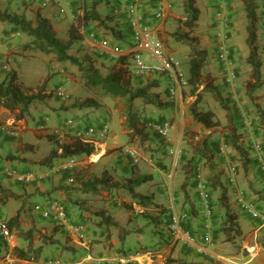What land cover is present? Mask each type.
Instances as JSON below:
<instances>
[{
    "label": "crops",
    "instance_id": "crops-1",
    "mask_svg": "<svg viewBox=\"0 0 264 264\" xmlns=\"http://www.w3.org/2000/svg\"><path fill=\"white\" fill-rule=\"evenodd\" d=\"M62 1L64 2V0H60V4ZM118 1L110 0L106 5L107 7H104L105 4L103 2L100 3L96 8L100 17H104L102 13L110 14L113 4H116ZM203 1L208 3V6L211 2V0ZM228 3L230 7L226 19L229 21L228 27L231 33L232 58L234 64H236V56L238 55L237 45L239 43L238 33H241L240 29L237 28L238 23L236 19L239 14L244 15V11L240 0H228ZM196 4L200 9V14L203 13V17H205L204 9L197 2ZM101 5H103V9L100 12ZM68 6L73 15L76 10L77 1L70 0ZM54 8V6L50 7V5H47L37 10L50 21L56 35L57 30L63 29L64 36H57L60 39H66L70 24H68V20L61 21L58 17H54ZM104 9H107V12ZM150 9L151 6L149 5L145 10L149 12ZM24 15L30 20L34 19V17L27 16L26 13ZM112 18L113 20L110 23H107L106 26H99V30H95V32L99 38L105 40L107 48L115 46L123 48L126 53L123 57L127 58V55H129L127 52L132 49L129 26L123 18ZM182 18L181 0H174L173 6L166 11L165 16L161 20L156 22L154 27L156 34L163 41L166 49L173 51L177 56H180L181 51L187 50L186 45L174 40L172 37L173 30ZM210 20H212V17ZM244 20V25L246 26L247 20L246 18ZM198 22H200L199 19ZM111 27L114 35L110 31ZM212 30L211 21H209L208 25L198 30L200 43L204 45L211 56L213 50ZM16 34L23 35V33H19L18 31H16ZM6 37H10V35ZM26 37L28 41L29 36L26 35ZM245 37L246 32L244 33ZM257 38L262 83L260 87L255 89L252 95L257 96L255 101L264 110V38L262 30H260V33L258 31ZM7 46L9 48H6ZM77 46L88 54L84 53L85 58L91 59V56L92 59L98 60L97 63H92L99 73L98 66L104 54L102 57L93 48L87 49L78 43ZM11 50L12 46L0 41V53H4L1 56L9 55ZM246 53L247 50L244 57H246ZM9 56L13 58L17 55L10 54ZM215 60L213 59V61ZM112 63L115 64V59L112 60ZM184 66L187 67V63ZM215 67L217 73L220 74L217 61ZM110 68L102 75H105ZM237 69L235 68L236 71ZM244 69L250 72L248 64L244 66ZM5 75V71H0V81L5 78ZM58 76H60V79L59 77H53L52 80L57 79L56 81L60 84L63 76L62 74H58ZM156 79L159 80L157 82L159 88L161 84V87H166L167 89L170 84L168 79L163 76H157ZM248 79L249 77L246 80ZM245 81L244 92L246 87ZM181 98L182 95L178 94L177 102H180ZM71 101L72 99L65 101L63 104L50 102L47 104L39 103V105L38 103H31L23 116L16 118L19 137H11L0 131V215H4L8 219L15 215L16 212L18 213L16 224L10 228L11 236L8 241L5 242L0 237V264H42L50 256H59L66 264H113L111 263L113 260L117 261L114 264H165L166 258L176 259L180 264H210L211 261L195 253L187 246L171 242V237L167 232V215H169L172 208L187 211L188 219L184 224L191 231L195 232L200 230L205 208L204 199L200 198L194 186L189 185L190 182L185 187L184 185L181 186L187 180L185 181L183 175L178 172L179 169L171 182L165 180V177L168 176L169 164L167 158H163L169 148L166 144L162 147L157 139L149 138L145 146V155L149 156V154H152V156L160 158L158 160L155 159L153 165L144 164L145 160L133 165L128 156L119 151V149L115 150V148L122 145L132 144L128 142L129 129L125 125V122L122 124V118H119V120H116L118 131L108 132L104 140H97L94 143V152L90 155H85L86 159L79 163L81 165L76 170L78 175L73 176L71 180L72 184L69 183V171H58V174H55V171H57L56 163L65 161L66 157L55 156L49 163L42 162L49 151L57 147L54 144L57 142L61 143L62 140L59 139V136L53 134L52 130L59 126L65 118L82 115L84 125L99 124L101 121L109 120L106 114L93 112V107L91 106L80 107L77 105L75 107H68L67 105ZM144 106L143 110L145 111L148 104H144ZM170 107L159 109L158 115L162 117L168 114V108ZM9 115L15 117V114L0 106V123ZM112 117L116 119L114 115ZM189 117L191 121L190 127L202 131L204 133L203 136L208 135L214 128L218 127V125H215L205 128L195 122L191 118L190 113ZM255 119H257V116H255ZM244 121L246 120L244 119ZM39 123L46 125L45 131L40 133L35 129V126ZM257 124L258 120H256V127L258 130H263ZM171 131L172 134L169 139L171 142L176 140V143H184V137L186 138L184 132L189 130L182 121H179V123L172 126ZM48 134H53L56 137L52 140L44 137ZM40 145H44L46 148L43 153L38 149ZM262 146V154L255 153L251 147L246 148L249 153L248 168L244 170V189L249 192V197L256 202L259 217L251 218L242 212L235 202V192L228 191L229 208L238 215L237 221L241 229V234L236 236L234 241H225L224 235L220 230L224 210L218 201L219 189L217 187H210L206 193V201L211 208L210 218L213 224L214 249L222 253L231 264H248L253 261V264H264V176L261 172V161L259 159L260 155L264 157V143ZM110 149L114 151L111 150L110 153H106V150L110 151ZM59 152L60 149L57 148V153ZM224 159L225 157H221L220 154L216 153L217 162H221V160L223 162L220 163L221 166H225V164L229 165V161L224 163ZM112 165L116 168L119 176L111 178L110 184L118 183L117 181L121 180L119 183L121 185L128 178L136 177L139 174H148L150 176L149 180L135 187L136 191L150 195L151 203L148 206L139 205L123 189L128 198L122 197L121 199L127 201L130 207H120L121 202L115 191L118 189L117 185L110 188L96 186L94 189L87 191L81 189L83 181L100 176L103 170L108 171ZM9 167H13L21 172H33L36 177L29 182L18 183L5 175L4 171ZM227 174L228 169L220 174L219 179L223 183L225 181L224 177ZM69 184L74 187H71ZM48 197L57 198L65 202L69 217L63 225L53 224L48 219L42 218L34 210L33 204L35 202L42 201ZM79 221H85L84 236L81 240L70 230V225ZM30 227L37 228L40 233L51 235L56 240V243L44 244L41 252L34 260L22 259L15 254L16 247L28 245V241L20 237L19 232ZM37 236H33L31 240L32 246L40 243Z\"/></svg>",
    "mask_w": 264,
    "mask_h": 264
},
{
    "label": "rangeland",
    "instance_id": "rangeland-1",
    "mask_svg": "<svg viewBox=\"0 0 264 264\" xmlns=\"http://www.w3.org/2000/svg\"><path fill=\"white\" fill-rule=\"evenodd\" d=\"M76 1H77V6L73 15L68 6L70 0H64V2L63 1L61 2V4H60V0L59 1L49 0L46 5H40L41 0H0V8L7 7L9 10L23 12L26 13V15L29 17H34L35 10L39 8H44L47 5H50V7L54 6L55 7L54 17H58L59 20L61 21L68 20L69 22L68 24L70 25L73 24L75 30L80 32L81 26L78 23L77 18L78 15L81 13V9L79 7L81 0H76ZM109 2L110 0L104 2L105 4L104 7H107L106 5ZM196 2L200 5V7L204 9L205 17H203V13L200 14L199 16L200 22L196 24V27L194 29V34L198 37L200 46L204 47V45L200 43V35H198V30L208 25L209 21H211L210 20V18L212 17L211 8L208 6V3L204 2L203 0H197ZM257 2L259 5L258 7L259 10L257 11L260 12V9L264 7V0H257ZM61 8L63 10H61ZM102 9H103V5L100 6L99 9L100 12L102 11ZM104 11L107 12V9H104ZM102 15L106 16L108 15V13H102ZM244 17L245 15L239 14L236 19L238 23L237 28L240 29L241 33L240 34L238 33V40H239V43L237 45L238 55L236 56V64H233L234 68L236 69L238 68L236 71L235 79L228 83L224 81V79L221 77V74L217 73V71L215 70L216 60L213 61L214 58H211L212 56L210 53H208V51H207L208 53L207 62L202 69L203 76L209 74L211 77H213V84L217 85V88L222 97L221 102L216 100L210 92L203 91L201 89L202 86L201 84L196 89H193L192 86L189 84L184 90L182 89L172 98L169 97V99H168L169 95H167L165 91L166 87H161V84L159 85L160 88L156 85L151 86L149 92L154 93L155 91H159L161 97L164 100H169L173 103L172 106L168 108V114H165L162 117L158 115V111L160 110L151 104H148L146 110L144 111L143 109L145 106L140 98H136L132 102V106L129 112L137 114L144 121V123H146L147 121L169 120L173 126L179 123V121H182L185 127H187L189 130L184 132V135L186 136V138L184 137L185 139L184 143L181 142L176 143V140H173L172 142L170 140L168 142H165L162 140V138H159L156 134L147 130V132L150 135V138H153L154 140L157 139V141L160 142V146L164 147L165 144L170 143L171 148L173 150L177 146L179 148L177 155L167 152L165 153V156H163V158H167V160L169 161L168 172H167L168 176L165 177V180L168 182H171V180L175 178V176L177 175L176 174L177 170L179 169L178 172H180L181 175H183L185 181L187 180V182L184 183V187L189 182H190L189 183L190 186H194L193 178H192L194 168L198 167L202 178H204L208 182V178L210 176L219 178L220 174H222L226 169H229V167L232 165L236 173L237 186L244 190V168L242 165V161L240 159V155L233 148V143L236 142L238 146L242 147L243 150L244 149L246 150V148H250L251 147L250 145L256 142L262 144L264 143V132L262 129L258 130L256 127V120L259 119L256 111V106H259V104L258 102L255 101L257 96L252 95L251 97H248L246 91L244 92V81L247 79V77H250V72H251V70L249 72L248 70L244 69V66H246L247 64L246 57H244L245 51L247 50V45L245 43V38H244V33L246 32V26L244 25L245 24ZM259 21L260 18L258 19V22ZM90 27L93 28L94 30H99V26H96L93 23H91ZM64 34L65 33L63 29L57 30V35L59 37L64 36ZM7 35H10V37H6ZM0 41L4 43H8L9 46H12V50L9 52V55L10 54L17 55L14 56L13 58L7 54L3 56H5L6 61H8L10 69L15 70L17 74V78L21 83L23 89L28 93L38 92V94L41 96V99L34 101L32 104L34 103L47 104L50 102H53L55 104L56 103L63 104L65 101L72 99L71 103L67 106L75 107L80 102L88 100L93 102V105H90L91 107H93L92 108L93 110L92 109L90 110L98 114H106L107 117H109L108 132L118 131V125L116 124L117 123L116 120H119V118H122V122H123L122 124H124L126 120L125 115L128 112L124 99L120 97H112L104 94L100 90L90 89L84 86L81 73L75 65L71 64L68 61H62V62L57 61L52 54L51 55L45 54L39 51L38 49H22L21 45L27 41L26 34L23 33V35L21 34L17 35L16 31L13 30L12 26L4 21H0ZM6 48L9 47L7 46ZM68 52L70 54L77 56L80 60H83L85 54H87L85 51H83L82 48L77 46V42L73 43L72 47L69 49ZM2 54L4 53H0V55ZM178 57L181 60V68L184 74L187 76L186 67L184 65L188 58V47L187 50L181 51L180 56ZM90 58L91 59H88L90 64L93 65L92 62L95 63L98 62L97 59L94 58L92 59L91 56ZM101 60L102 61L99 64L98 69H99V74L102 75L106 72V70L110 68V66H112L113 59L109 56H104ZM84 64H87V61ZM220 65L221 64L218 63V66ZM60 69H62L64 71V74L68 75L70 79L69 82L65 84V90L69 94V99L66 100H61L54 93L55 91L54 89L58 86L59 82L56 81L57 79L52 80V78L59 77L60 79V76H58V74H60L59 72ZM151 80L155 81L156 83L159 81L156 78H142L138 80H136V78H132L131 81H132V86L134 87L137 86L138 84L142 85L145 83L152 82ZM178 94L182 95L180 102H177ZM196 98H198V103H197L198 108L210 109L214 113V119L218 122L217 124L218 127L214 128L208 134L209 136L208 139L211 141L212 144H215L214 147L215 152L220 143L228 144V149L225 151V153H221L220 156L225 157L224 163H227L229 161V165L225 164V166L223 165L221 166L220 163L223 162L222 160L221 162H217L215 153L213 155L212 161L207 163L205 162L204 158H202L200 155H195V156L193 155V146H195V144L202 138L204 134L202 131H198L190 127L191 121L189 117V105ZM113 115L116 117V119L112 117ZM255 116H257V119H255ZM244 119L246 120V122L244 121ZM36 131L38 133L41 132L38 131L37 129ZM170 132L171 133L169 136H171L172 134V131ZM69 138H70L69 134L65 135V133H63V136L59 135V139L62 140L61 142ZM58 144L59 143L57 142L54 145L57 146ZM131 146L136 148L139 151L140 155L142 156L139 162L145 160L146 162L144 164L147 163L153 165L155 159L158 160V158H160L157 156L156 157L152 156V154L146 156L145 155L146 153H144L145 147L140 148L138 144L132 143ZM38 149L41 151V153H43L44 150H46L44 145H40ZM117 149H119L120 151L121 146L115 148V150ZM111 150L113 149H110V151L106 150V153H110ZM148 158L151 159V162L147 160ZM84 159H86L85 155H76L77 163L71 169L72 176L78 175V173H76L77 172L76 170L81 165L79 163L82 162ZM59 163H56L55 166H58ZM57 172L58 171H55V174H58ZM108 172L111 178H115V176H119V173L117 172L116 168L113 167V165L110 166ZM117 182L118 183H116V185L118 189H116L115 191H116V195L119 197L121 202L120 207L127 208L126 205H128V202L123 201L121 198L122 197L128 198V196L125 195V191L123 190L121 185H119L121 180ZM69 183L72 184L73 182L69 180ZM70 186L74 187L73 185ZM181 186H183V184H181ZM247 193L249 194L248 191ZM2 217H4V215H2ZM80 222L84 223L85 221H80ZM171 242L175 243L172 239ZM253 262H250L248 264H253ZM111 263L114 264L117 263V261L113 260Z\"/></svg>",
    "mask_w": 264,
    "mask_h": 264
},
{
    "label": "trees",
    "instance_id": "trees-1",
    "mask_svg": "<svg viewBox=\"0 0 264 264\" xmlns=\"http://www.w3.org/2000/svg\"><path fill=\"white\" fill-rule=\"evenodd\" d=\"M108 0H81L80 9L81 13L78 15V23L84 28L85 32L95 30L91 28V23L96 26H106L113 18L112 15L100 17L96 8L100 3ZM244 11L246 23V37L245 43L247 45L246 62L250 66V77L245 83V91L248 97L260 87V67L261 61L259 58V43L257 38V24H258V2L257 0H240ZM151 6V5H150ZM181 9L183 18L177 23V26L172 32L174 40L186 45L188 47L187 63V80L193 89H196L200 84L203 91L210 92L216 100L221 102V94L216 84H213V77L209 74L203 76L202 69L207 62V50L205 47L200 46L198 37L194 34V29L200 16V9L196 4V0H181ZM0 21L7 22L13 30L19 33H24L29 36V40L21 45L22 49H38L45 54H52L57 61H68L75 65L81 73L84 86L90 89L102 91L104 94L112 97L123 98L126 106L127 113L125 115V125L129 129L128 142L138 144L140 148L146 146L150 135L145 128L144 121L135 113H130L132 102L136 98H140L143 104H151L158 109H164L172 106V102L164 100L159 91L154 93L149 92L151 86H157L155 81L138 84L132 86V78L136 80L140 77L132 76L128 68L126 58L119 56L115 60L110 70L105 75H100L97 69L89 63V58L80 60L77 56L70 54L68 51L73 43L80 37V32L75 30L73 24L68 28V36L66 39H60L50 23V21L41 15L39 10L34 13V19L30 20L25 17L23 12L9 10L7 7L0 8ZM229 25V21H227ZM111 33L112 32L111 28ZM96 36L99 38L97 33ZM87 61V64H84ZM168 95V89H166ZM41 99V96L36 93L26 92L17 78L15 70H8L5 78L0 81V106L9 110L10 113L15 114V118H20L28 109V106L36 100ZM198 98H196L189 105V113L191 118L201 124L205 128L213 127L218 124L214 119V113L210 109H200L197 107ZM93 102L85 100L78 104V106H90ZM256 111L262 128L264 130V110L256 106ZM163 121V120H158ZM44 137L52 140L56 136L53 134L45 135ZM208 135L203 136L193 146V155H200L204 158L205 162H211L214 155L215 145L208 139ZM160 138V137H159ZM236 143V142H234ZM233 143L234 150L240 155L244 170L248 168V153L238 144ZM57 148L60 152L57 153ZM94 152V146L82 141L78 137H70L67 140L59 143L56 148H52L49 153L42 160L43 163H49L53 157H68L72 155H90ZM131 160V159H130ZM132 162V160H131ZM136 165V162H132ZM71 175H69L70 177ZM148 174H139L136 177L128 178V180L121 184V187L126 190L128 195L135 199L141 206H148L151 203L150 195L141 193L135 190V187L141 183L149 180ZM75 179V178H74ZM78 179V178H76ZM111 179L107 170H103L100 176H95L91 179L82 182L81 189L87 191L94 189L96 186L102 188H110L115 186L116 183H109ZM208 184L212 188H218V201L224 210L223 220L221 222L220 230L224 235L225 241H234L236 236L241 234V229L237 221V214L231 210L228 205V191L226 186L220 181L219 178L210 176ZM184 185V184H183ZM127 207H130L127 205ZM171 212L167 215V224L170 220ZM69 213L67 210V220ZM18 220V213L7 219L8 225L11 228ZM104 222V221H103ZM20 237L28 241V245L24 247H16L15 254L22 259L34 260L41 252L44 244L56 243V240L51 235L40 233L37 228H27L19 232ZM34 235H38L39 244L32 246L31 240ZM169 237V236H168ZM165 264H180V262L173 258H166ZM213 264V263H210Z\"/></svg>",
    "mask_w": 264,
    "mask_h": 264
},
{
    "label": "built area",
    "instance_id": "built-area-1",
    "mask_svg": "<svg viewBox=\"0 0 264 264\" xmlns=\"http://www.w3.org/2000/svg\"><path fill=\"white\" fill-rule=\"evenodd\" d=\"M49 0H41L40 5H46ZM174 4V0H119L113 4L111 14L115 17L123 18L127 22L130 29L131 50H129L128 68L132 76L146 78L153 76H165L170 80L168 87V95L172 98L183 88L189 85L186 75L181 68V61L177 54L166 49L163 41L156 34L154 27L158 20H161L168 9ZM212 22L215 23L213 36V56L217 61L221 62L222 67L220 73L226 82H231L236 77V72L233 67L230 49V31L227 25L225 15L227 13L229 3L228 0H211ZM151 5L149 12H146V7ZM61 10H63L61 8ZM261 30L264 38V7L260 14ZM79 43L87 49H95L99 55H108L112 58H117L120 55L126 54L123 48L115 46L107 48L105 40L98 38L95 32H85L81 30ZM127 52V53H128ZM145 54V56L143 55ZM10 70L8 61L4 56L0 55V71L7 72ZM64 75L63 81L55 88V95L66 100L69 94L65 90V84L69 82V76L64 74L62 69L59 70ZM83 116L67 117L63 120L60 127L53 129V133L57 135L69 134L70 137H78L82 141L94 144L97 140H104L109 131V121L104 120L99 124L84 125ZM38 131H45L46 125L39 123L35 126ZM146 128L156 133L161 138L167 140L169 138L171 123L168 120L164 121H149L146 123ZM0 131L10 136H18L19 128L16 119L8 116L0 123ZM64 131V132H63ZM67 137V136H66ZM227 144L221 143L218 147L219 152L226 150ZM255 152L261 153L262 147L259 143L254 144ZM178 146L173 150L170 148L169 153L177 155ZM123 152L128 155L133 162L140 160V153L131 146H125ZM261 161V172L264 176V157H259ZM148 161L151 162L149 158ZM76 164L74 156L69 157L66 161L60 163L56 170H71ZM232 173L227 177L230 184L235 183V176ZM5 175L11 177L18 183H25L33 180L36 175L33 172H21L13 167L6 168ZM193 177L196 183V189L199 196L204 199V213L202 215L201 227L198 232H191L185 228L183 223L188 218L186 212L172 210L168 229L171 237L178 243L188 246L194 252L208 257L213 262L218 264H231L222 254L213 248L212 241V225L210 221L211 210L206 201V191L208 189L206 181L202 178L199 168H194ZM237 205L241 211L252 218L259 216L256 204L247 199L242 190H237L235 194ZM42 218L48 219L56 225H63L67 222V207L63 200L57 198H44L40 202L33 204ZM70 230L79 239L84 236L85 225L81 222L70 225ZM11 236V230L6 218L0 216V237L7 242ZM42 264H66L58 256H50L46 258Z\"/></svg>",
    "mask_w": 264,
    "mask_h": 264
},
{
    "label": "clouds",
    "instance_id": "clouds-1",
    "mask_svg": "<svg viewBox=\"0 0 264 264\" xmlns=\"http://www.w3.org/2000/svg\"><path fill=\"white\" fill-rule=\"evenodd\" d=\"M209 7L211 8V4H209ZM230 7V6H229ZM229 7H228V10H227V14H228V11H229ZM262 9V8H261ZM261 9H260V12L258 13L257 12V14H258V19L260 18V14H261ZM227 14L225 15L226 17L225 18H227ZM109 15H112L111 14V12H110V14ZM211 15H212V8H211ZM112 17H115V16H113L112 15ZM115 18H119V17H115ZM212 20H213V16H212ZM212 20H211V24H212V29L214 28V25H215V23H213L212 22ZM258 26H259V28H258V26H257V34H258V31H259V33H260V28H261V20L258 22V24H257ZM112 28V27H111ZM84 30V28L81 26V30ZM229 31H230V29H229ZM212 32H213V30H212ZM231 34V33H230ZM80 36H81V31H80ZM212 39H213V36H212ZM79 40H80V37L77 39V43L79 44V45H81L80 43H79ZM213 42V41H212ZM230 42H231V35H230ZM212 48H213V46H212ZM230 49H231V43H230ZM129 53V52H128ZM126 55V54H125ZM100 56H103V55H100ZM104 56H108V55H105L104 54ZM120 56H124V54L123 55H120ZM145 56V55H144ZM110 57V56H109ZM212 57L214 58V59H216L214 56H213V50H212ZM112 58V57H111ZM179 58V57H178ZM112 59H114V58H112ZM231 59H232V61H233V58H232V50H231ZM115 60H116V58H115ZM126 61H127V65L129 64V55H127V58H126ZM181 61V60H180ZM216 61H217V59H216ZM218 63H220L221 64V62H219V61H217ZM233 64H234V61H233ZM222 67V65H220L219 66V71H220V68ZM234 67V66H233ZM11 70V69H10ZM234 70H235V68H234ZM235 72H236V70H235ZM61 74V73H60ZM221 74V77H222V73H220ZM62 76L64 77V75L62 74ZM159 77H162V76H159ZM163 77H165V76H163ZM187 77V76H186ZM146 78H157V76H153V77H146ZM166 78V77H165ZM223 78V77H222ZM142 79V78H141ZM166 79H168V78H166ZM169 80V79H168ZM62 81L63 80H61V83H62ZM170 81V80H169ZM225 81V80H224ZM226 82V81H225ZM60 83V84H61ZM171 83V82H170ZM228 83V82H227ZM59 85V84H58ZM170 86V84L168 85V87ZM168 87H167V89H168ZM186 88V87H185ZM184 89V88H183ZM55 90V89H54ZM169 97V96H168ZM69 99V98H68ZM62 100V99H61ZM8 117V116H7ZM6 117V118H7ZM15 118V117H14ZM16 119V118H15ZM258 120V126L260 125L261 127H262V124L260 123V120L259 119H257ZM4 121V120H3ZM2 121V122H3ZM109 121V120H108ZM158 121V120H157ZM164 121V120H163ZM169 121V120H168ZM147 122H149V121H147ZM146 122V123H147ZM170 122V121H169ZM246 122V121H245ZM146 123H145V128H146ZM172 125V124H171ZM61 126V124L58 126V127H60ZM259 126V127H260ZM56 128V127H55ZM146 130H148L147 128H146ZM148 131H150V130H148ZM171 131V130H170ZM2 132V131H1ZM150 132H152V131H150ZM3 133V132H2ZM52 133H53V130H52ZM152 133H154V132H152ZM171 133V132H170ZM5 134V133H4ZM53 134H55V133H53ZM154 134H156V133H154ZM57 135V134H56ZM157 135V134H156ZM170 135V134H169ZM8 136H10V135H8ZM18 136H19V134H18ZM18 136H15V137H18ZM57 136H59V135H57ZM158 136V135H157ZM11 137H14V136H11ZM158 137H160V136H158ZM170 137V136H169ZM106 138V137H105ZM161 138V137H160ZM163 139V138H162ZM163 140H165V139H163ZM165 141H169V138L167 139V140H165ZM256 143H259V142H256ZM92 144V143H91ZM221 144V143H220ZM219 144V145H220ZM226 144V143H225ZM255 144V143H254ZM254 144H252L251 145V149L255 152V150H254ZM260 145H261V147H262V152H263V146H262V143H259ZM93 146H94V144H92ZM171 144L170 143H167L166 144V146L167 147H169L168 148V150L171 148V146H170ZM219 145H218V147H219ZM125 146H131V145H123V146H121V149H120V151H122L123 152V148L125 147ZM131 147H133V146H131ZM218 147H217V150H216V152L214 151V153L216 154V153H218V154H221L220 152H219V149H218ZM136 149V148H135ZM228 149V144H227V148H226V150ZM137 150V149H136ZM225 150V151H226ZM138 151V150H137ZM225 151L224 152H222V153H225ZM139 152V151H138ZM262 152L261 153H258V152H255V153H258V154H262ZM124 153V152H123ZM125 154V153H124ZM126 155V154H125ZM72 156H74L75 158H76V155H72ZM72 156H68V157H66V160L69 158V157H72ZM126 156H128V155H126ZM261 156V155H260ZM129 157V156H128ZM130 158V157H129ZM142 158V156L140 155V159ZM131 159V158H130ZM149 159V158H148ZM147 159V160H148ZM65 160V161H66ZM64 162V161H63ZM133 162V161H132ZM139 162V161H138ZM138 162H136V163H138ZM62 163V162H61ZM76 163H77V161H76ZM60 164V163H59ZM76 165V164H75ZM57 167V166H56ZM233 166L231 165L230 167H229V169H228V174L225 176V181H224V185L226 186V188H227V191H232L233 193L235 192V194H236V192H237V190H242L243 192H244V195H245V197L247 198V199H249V200H251V201H253L255 204H256V202L254 201V200H252L250 197H249V194L247 193V191H246V189H242V188H239L238 186H237V180H236V173H235V169H234V167H233V173H234V176H235V183H233V184H230L229 182H228V179H227V177L232 173V170H231V168H232ZM57 171H69V173H70V180H72L73 179V176H72V174H71V170H57ZM193 171H194V169H193ZM194 174V173H193ZM194 175H192V178H193V183H194V187H195V189H196V183H195V180H194V177H193ZM204 179V178H203ZM205 180V179H204ZM206 181V180H205ZM206 183H207V186H208V189H207V191H206V193L208 192V190H209V188H210V186H209V184H208V182L206 181ZM196 192H197V189H196ZM198 193V192H197ZM229 193V192H228ZM199 195V194H198ZM201 198V197H200ZM234 199H235V195H234ZM38 202H40V201H38ZM235 202H236V199H235ZM36 203V202H35ZM237 203V202H236ZM209 204V203H208ZM238 206V205H237ZM209 207H210V205H209ZM256 207H257V205H256ZM239 208V207H238ZM172 210H176V211H182V212H186L187 213V211H183V210H178V209H175V208H172L171 210H170V212H172ZM210 210H211V208H210ZM258 210V209H257ZM243 212V211H242ZM259 213V212H258ZM246 214V213H245ZM187 215H188V213H187ZM249 216V215H248ZM259 217V216H258ZM258 217H256V218H258ZM5 218V217H4ZM252 218V217H251ZM188 219V218H187ZM186 219V220H187ZM210 221H211V218H210ZM80 222V221H79ZM81 223H83V222H81ZM169 223V222H168ZM54 224V223H53ZM84 224V223H83ZM56 225V224H55ZM183 225H184V227L185 228H187L186 226H185V224L183 223ZM211 225H213L212 223H211ZM167 232L169 233V236L171 237V235H170V232H169V229H168V224H167ZM187 229H189V228H187ZM11 230V229H10ZM190 230V229H189ZM191 231V230H190ZM191 232H195V231H191ZM171 239L175 242V243H178V242H176L172 237H171ZM81 240V239H80ZM212 241H214L213 240V226H212ZM179 244H181V243H179ZM181 245H183V244H181ZM186 246V245H185ZM188 247V246H187ZM189 248V247H188ZM213 248H214V242H213ZM191 249V248H190ZM192 250V249H191ZM216 250V249H215ZM217 251V250H216ZM218 252V251H217ZM196 253V252H195ZM220 253V252H219ZM198 254V253H197ZM220 254H222V253H220ZM200 255V254H199ZM223 255V254H222ZM201 256H203V255H201ZM59 257V256H58ZM203 257H205V258H207L209 261H211V263H213V264H218V263H216V262H213L212 260H210L208 257H206V256H203Z\"/></svg>",
    "mask_w": 264,
    "mask_h": 264
}]
</instances>
